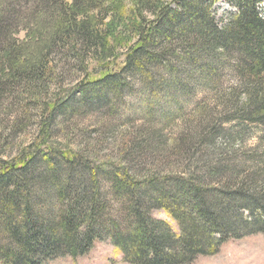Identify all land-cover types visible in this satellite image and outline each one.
<instances>
[{
	"label": "trees",
	"instance_id": "1",
	"mask_svg": "<svg viewBox=\"0 0 264 264\" xmlns=\"http://www.w3.org/2000/svg\"><path fill=\"white\" fill-rule=\"evenodd\" d=\"M219 1L236 10L221 26L212 14ZM262 2L141 0L134 41L120 52L118 71L68 87L54 84L46 94L57 58L87 73L90 60L118 56L107 30L89 21L94 11L101 24L111 17L113 0H0V114L8 112L0 139L9 127L18 128L14 103L26 95L35 102V135L46 139L0 156V264L75 259L107 239L128 264H191L229 240L264 236ZM228 73L242 84L217 88ZM135 81L148 99L138 130L126 128L115 140L89 136L110 152L103 158L85 150L89 144L60 149L53 132L64 130V120L75 113H121ZM157 90L173 106L160 116L153 106ZM209 91L219 94L211 108L206 99L196 102V94ZM192 99L196 108L184 130L171 136L166 128L176 126ZM250 135L258 140L246 147L241 142ZM105 182L123 219L109 214ZM152 209L169 216L175 229L153 218Z\"/></svg>",
	"mask_w": 264,
	"mask_h": 264
},
{
	"label": "rangeland",
	"instance_id": "2",
	"mask_svg": "<svg viewBox=\"0 0 264 264\" xmlns=\"http://www.w3.org/2000/svg\"><path fill=\"white\" fill-rule=\"evenodd\" d=\"M64 1L69 4L71 3V0ZM140 2L141 0H113V11L111 13V17H107L102 24L100 23V15L96 17L97 14L95 11L91 13V19L89 21L97 25L99 29L103 31L107 30L110 35L108 38V44L110 47H114V51L115 53L117 52L118 56L116 58L104 60L101 63H98L93 59L90 60V64L88 67L89 70L87 71V73H78L73 69H67L64 66V61H61L60 58H57V60H54V62L52 63V66L54 65L53 72H55L53 73L54 79L53 77L48 79L47 88H45L46 90H44L43 92H45L46 94H50L53 90L54 84L62 83L63 87H68L72 84V82H75L77 80L97 79L99 76L104 75L108 72L112 73L118 71L124 62V56H121L120 52L126 49L131 44V42L134 41L132 39L135 36V26L138 24V20L135 17L134 11L138 8V6L136 5L138 3L140 4ZM261 8L262 13L264 14V0L262 2ZM235 13L236 10L234 9V7L226 1H219L212 8L213 17L220 26L226 24L229 20V17L233 16ZM109 28L112 29L109 30ZM18 38L20 41H22V39H24V32L20 33L18 35ZM23 42H25V40H23ZM24 45H26V42L24 43ZM63 68L65 69L63 70ZM239 81V77H237L236 75L233 76L228 73L227 75H221L215 84L219 89L223 87L230 88V86L231 88H235L236 85V87H239L242 84V82ZM132 86L133 91L128 95H124L125 110H122L123 113L118 112V114L116 113L115 116L113 114L114 112L111 111L110 113H103V115L102 113L98 114V116L92 114V112H86L82 115H78L75 113L67 120H64V122L66 123L63 127L64 130L61 131V128H58L53 132L55 135H58L57 137H55V139L60 149H80L84 145L89 144L88 148H85V150L91 151V149H94V154L96 153L97 156H102V158L109 156L110 152L106 150L102 151L104 147H101V145H96L95 142H93L89 138V136H92L93 139L98 141H100V139H109L111 137L115 140V138L124 135V131L126 128L134 127L137 128L136 130H138V125L142 124L145 121L144 117L140 113V110H143V105H145V102H147L148 99L144 94H139V91L142 89L139 82L135 81ZM238 89H241V87ZM228 92L231 91L228 90L225 95ZM218 95V93L217 95H214V92L212 91L203 92L202 94H196V100H198L196 102L206 99L207 101L205 100V106L208 105V108H211L210 106L214 104V100L217 99ZM24 97H29V99L22 102L18 101L19 103H14V107H17L18 109L15 111V113H12L15 117L13 121H16L14 125H17L18 128L12 130V127H9L7 131H4V136L2 137V139H0L1 157H6L7 155L14 156L19 152V150H21V148L27 146L30 140H37V143L46 142L45 137H36L34 131L35 128H33L32 126L35 121V119L33 118V114L35 112V109L33 111V107L35 102L34 100L30 99L29 95L23 96V99ZM168 99L169 96H166L164 90L163 92L159 90L155 92V100L153 101V106L155 107L154 112L157 116H160L163 112L168 111V109L172 110L173 106L168 103ZM191 101V103L188 101L186 103L187 105H185L184 107V112H186L185 115L181 116L180 118L177 117L174 119V121L177 120L174 123L176 126H174L172 129H168V127L166 128L167 130H172L171 136L178 134L182 132V130H184L185 121L188 119L186 117H188L189 115L188 113L193 114L192 110H195L196 108L194 100L192 99ZM20 105H24L27 108H25L24 106L19 108ZM6 112L7 111H3L2 114H0V122L7 119V116H5ZM111 114H113V116ZM183 118H185L184 121H181L180 119ZM131 123H135L136 125L130 126ZM164 123L169 122L165 121ZM160 127L163 126L161 125ZM17 131L20 133H18ZM167 133L168 132L164 134ZM7 134H10V136L13 134L12 141L11 139L6 140ZM257 136L258 135H250L241 143L245 144L246 147H253L257 143ZM114 140H112V142H114ZM109 186L110 185L108 182L103 183V192H105L104 195L109 204V214L118 217L119 219H123L122 207L108 194ZM151 215L153 218L166 221L171 225L173 229H175V223L162 210L152 209ZM46 264L128 263H125L123 261L122 254L118 251V249L114 247L112 242L107 239L104 241L95 242L92 249L85 255H82L75 259H72L70 257L58 258ZM191 264H264V236L261 234H255L239 240H229L221 245L217 254L208 257H197L196 260Z\"/></svg>",
	"mask_w": 264,
	"mask_h": 264
}]
</instances>
